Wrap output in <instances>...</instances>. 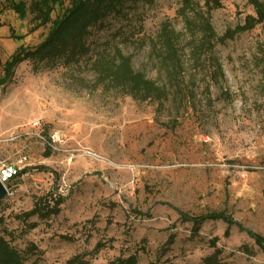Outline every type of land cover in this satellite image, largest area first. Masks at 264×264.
Here are the masks:
<instances>
[{"label": "rangeland", "instance_id": "1", "mask_svg": "<svg viewBox=\"0 0 264 264\" xmlns=\"http://www.w3.org/2000/svg\"><path fill=\"white\" fill-rule=\"evenodd\" d=\"M34 1L13 0L24 5L20 17L0 0V160L20 169L0 202V236L25 264H65L78 254L92 264L131 255L137 264H264L239 229L264 238V0H124L120 13L89 29L78 61L25 60L5 78L16 49L39 45L72 3L62 0L34 29ZM166 35L192 89L186 105L94 87L89 57L114 49L164 86L154 46ZM201 43L198 59L192 49ZM54 132L60 141L50 149L43 139ZM58 197V215L27 221L35 229L15 219ZM211 212L237 226L224 235L223 221L183 220Z\"/></svg>", "mask_w": 264, "mask_h": 264}, {"label": "trees", "instance_id": "2", "mask_svg": "<svg viewBox=\"0 0 264 264\" xmlns=\"http://www.w3.org/2000/svg\"><path fill=\"white\" fill-rule=\"evenodd\" d=\"M11 9L23 17L25 14L24 5L9 0ZM124 0H72L71 7L60 20L51 22L50 15L57 4H61L62 0H35L31 4V14L33 15L35 28L45 26L52 23V27L45 39L36 47L27 49L23 45L19 46L15 53L10 57V61L6 63L4 69V77L10 76L12 66H15L25 60L49 59V57L65 58L66 62H76L88 52L85 46V37L89 29L102 22L107 16L113 13H120ZM262 15L258 14L256 23L260 22ZM202 33H205L206 27L200 24ZM172 36H162L159 44V63L165 73L166 84L159 86L156 82L145 77L141 72L134 71L130 56L123 55L120 50L114 49L111 52L103 51L89 57V64L96 76L95 88H101L105 92H113L122 97H129L132 100L143 103L152 101L158 105H162L170 96L173 104L186 105L188 92L184 77L182 76L181 61L178 56L174 39ZM21 40L20 37L15 38ZM205 43L195 45L193 47V55L198 59L201 56ZM4 78V79H5ZM208 91V90H207ZM190 94V93H189ZM64 202L63 198L58 197L54 200L52 206L42 202L35 204L33 209L21 215L15 216V219L25 224L27 231L33 230L37 224L27 223L32 217L41 220H47L51 216H56L60 212V206ZM183 220L192 221L194 225H200L206 220H220L227 224L224 235H228L229 228L237 223L224 212H211L198 217L189 218L183 216ZM197 227L194 228L196 230ZM241 231H245L255 242V244L264 252V238L258 234H254L249 230L239 227ZM104 247V244L98 242L94 247V253H97ZM28 251L34 253L35 246L31 245ZM0 264H25L22 255L9 242L0 236ZM65 264H92L85 259V255L78 254L69 258ZM110 264H137V257L131 255L127 258H117ZM154 264V263H149ZM205 264H219L215 261V257L205 259Z\"/></svg>", "mask_w": 264, "mask_h": 264}, {"label": "built area", "instance_id": "3", "mask_svg": "<svg viewBox=\"0 0 264 264\" xmlns=\"http://www.w3.org/2000/svg\"><path fill=\"white\" fill-rule=\"evenodd\" d=\"M35 127L39 125V122L33 124ZM47 147L50 149L55 148V144L60 141L59 132H54L47 139H43ZM20 173V169L16 164L7 163L4 160H0V183L4 186L7 196H11V184L17 179Z\"/></svg>", "mask_w": 264, "mask_h": 264}, {"label": "water", "instance_id": "4", "mask_svg": "<svg viewBox=\"0 0 264 264\" xmlns=\"http://www.w3.org/2000/svg\"><path fill=\"white\" fill-rule=\"evenodd\" d=\"M6 190L4 186L0 183V202H2L6 198Z\"/></svg>", "mask_w": 264, "mask_h": 264}]
</instances>
